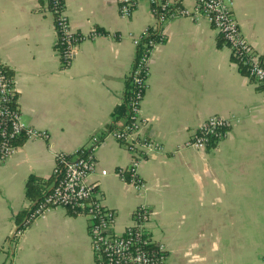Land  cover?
I'll use <instances>...</instances> for the list:
<instances>
[{
	"label": "crops",
	"instance_id": "crops-1",
	"mask_svg": "<svg viewBox=\"0 0 264 264\" xmlns=\"http://www.w3.org/2000/svg\"><path fill=\"white\" fill-rule=\"evenodd\" d=\"M74 32L83 36L68 66L60 58L47 0H0V62L24 121L49 139L21 140L0 158V264H102L93 250L90 221L52 208L16 236L30 176H53L56 156L87 147L94 156L102 205L113 211L109 232L122 235L140 205L146 229L165 246L166 264H264V88L252 80L205 19L168 20L153 49L142 103V134L164 146L140 167L142 195L118 174L132 155L105 136L127 116V83L136 47L157 25L141 0L121 14V0H63ZM193 11L196 0H175ZM242 34L264 57V0H234ZM97 31L98 35H93ZM211 116L232 120L224 135L196 150L183 147ZM93 137L99 142L93 143Z\"/></svg>",
	"mask_w": 264,
	"mask_h": 264
},
{
	"label": "built area",
	"instance_id": "built-area-1",
	"mask_svg": "<svg viewBox=\"0 0 264 264\" xmlns=\"http://www.w3.org/2000/svg\"><path fill=\"white\" fill-rule=\"evenodd\" d=\"M63 1V0H62ZM141 0H121V14L128 17ZM157 16V25L152 30L157 32V39H150L140 50L141 38L133 37L136 55L129 81L135 86V92L128 95L129 116L125 124L118 129L107 130L105 136L125 145L132 155L128 167L118 171L121 178L131 184L138 195H142L146 182L140 173L141 164L153 153H163L165 148L160 143L143 135L142 129L148 120L142 116L141 109L150 75V57L153 49L165 40L161 27L168 20L190 18L198 21L205 18L217 31L229 48L232 57L249 77L264 88V57L242 34L233 14L234 0H196L193 11L181 8L175 0H146ZM61 0H47L48 11L54 18L57 44L60 58L67 63L78 53V46L83 36L74 32L60 8ZM148 33L146 31L145 35ZM98 35V32H93ZM17 95L13 79L0 62V158L14 155L19 140L49 139L46 130H40L27 124L17 106ZM232 120L220 116L209 117L199 130L184 144L185 148L203 150L213 139L224 135ZM98 143L99 138L93 137ZM96 172V162L91 151L85 146L74 154H58L53 169L57 178L50 193L31 210L30 215L17 228L16 236L21 237L27 227L37 218L43 217L52 208L62 207L77 210L89 218L92 233L93 250L102 264H166V251L163 244L155 243L146 229L150 210L140 205L135 213V222L122 235L109 232L115 220L113 211L102 205L97 193V182L89 179Z\"/></svg>",
	"mask_w": 264,
	"mask_h": 264
},
{
	"label": "trees",
	"instance_id": "trees-1",
	"mask_svg": "<svg viewBox=\"0 0 264 264\" xmlns=\"http://www.w3.org/2000/svg\"><path fill=\"white\" fill-rule=\"evenodd\" d=\"M60 8L64 9V1L61 0ZM150 39H157V32L153 31L152 29L148 30V33L146 35H143L140 50L143 48L144 44L147 43ZM223 39L220 38L219 43L222 44ZM62 63L64 66H68L69 63L66 62L65 58H61ZM129 89V90H128ZM135 86L130 84V81L128 80L127 83V90L128 95L133 94L135 92ZM119 116H129V110L127 106V101L124 107L119 109L118 114ZM21 140H19L20 142ZM57 178L55 176H51L49 179L37 177V176H30L26 183V197L29 201L33 202L34 204H38L41 202L51 191L53 185L55 184ZM35 208V205L31 207L30 210H24L22 211L19 216L18 220L22 223L28 216L30 215V212L32 209ZM69 213L71 215H77V210L69 209Z\"/></svg>",
	"mask_w": 264,
	"mask_h": 264
}]
</instances>
